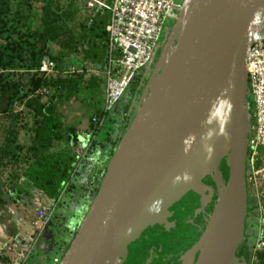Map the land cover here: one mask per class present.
I'll use <instances>...</instances> for the list:
<instances>
[{
  "label": "water",
  "instance_id": "obj_1",
  "mask_svg": "<svg viewBox=\"0 0 264 264\" xmlns=\"http://www.w3.org/2000/svg\"><path fill=\"white\" fill-rule=\"evenodd\" d=\"M178 13L156 75L58 264L123 262L141 233L177 210L190 191L202 193L200 206L214 195L216 202L182 264H193L194 252V264H245L237 253L245 233L251 130L246 54L264 35V0H182ZM207 177L215 187L203 183Z\"/></svg>",
  "mask_w": 264,
  "mask_h": 264
},
{
  "label": "rangeland",
  "instance_id": "obj_2",
  "mask_svg": "<svg viewBox=\"0 0 264 264\" xmlns=\"http://www.w3.org/2000/svg\"><path fill=\"white\" fill-rule=\"evenodd\" d=\"M41 2L51 5L50 7L53 9H56L57 4L62 8L67 7L64 8L66 10L62 22L59 23L65 28L61 30L57 41L48 40L47 46L50 55H59L55 60L56 69L59 70V73L62 75H76L75 77L80 79V86L71 98L68 100H60L59 97H56L53 101L57 104L58 110L63 115L64 122L71 124L78 122L85 126V130L83 131L85 138L82 149L86 150L83 151L81 164L85 160L88 148L94 139L106 137L107 134L110 133V130H112L114 136L122 132L124 122L122 120L124 114V99H121L115 107L108 112L107 117H112V119L104 121L101 125L102 127L98 129L97 135L95 134L93 137V131L89 125L88 119L94 114L96 105H99V108L101 107L102 101L98 99L96 105L95 103H91L93 100H90L89 96L92 95V88L96 85L90 86L87 79L93 76L100 77V75H102V70L96 68L94 64L89 61H84L83 63V56L79 51V46L77 52H73L67 48L63 49L60 43L67 44V36L69 34L76 36L79 33V21L87 19L97 8L87 10L82 0H42ZM38 3H40L38 0H0V9H4L8 6L9 12L6 17L9 19V22L13 23L17 28H20L21 31L30 34L32 29L34 31L41 30L38 26V18L41 14V10L37 9L36 4ZM105 4L108 5L109 0H106ZM104 8L105 7L102 9ZM169 24L170 22L168 18H166L165 26ZM28 25L31 27V30L26 29ZM28 37L30 40L32 39V35H28ZM3 43L4 40L1 34V48ZM9 57L11 58L10 61L8 60L10 59ZM71 57L75 59L70 62ZM80 61L83 65L82 71L80 70ZM3 62L6 65L5 67L0 65V72L6 75L4 79L6 82L8 81L12 89L13 87H20L22 89L32 88V76L36 73V69L29 66L30 59L26 51H21L19 55L5 52ZM71 64L76 65L75 67L78 71L69 72L72 68H70ZM62 68L64 69L63 71L66 72H63L61 70ZM147 68L149 70L150 67L147 66ZM146 73L148 72L146 71ZM90 87H92L91 90ZM38 89L34 91L29 90L28 98L39 95L40 101H46L54 93L52 88H48V93L46 95H40L37 93ZM87 92H90V94ZM6 97V94H0V193L10 195L11 198L5 197L0 199V264H14L13 257L10 259V254H5L4 249H2L5 244L16 242V236L19 235L24 238L26 242L32 244L31 250L35 248L33 254L36 255V253H39L37 250L43 246L42 242H44L43 240H45V238L43 237L41 240H36L34 244L31 236L35 235V232L38 233L40 227H36L37 229L34 227V230L33 228L30 229V231H34L31 235H29L30 232L28 233L24 228V225L32 226V222L38 218L39 208L34 202H30L24 193L19 191L18 183V177L28 164L25 147L30 143L33 136L30 127L32 125L34 110L32 106L26 104L27 98L9 102ZM248 100H251L249 96ZM77 111H82V115L79 113L77 114ZM79 131L81 133V129H79ZM80 138L81 135L78 136V139ZM75 148L79 149V145L76 144ZM245 179L247 190V214L244 227V239L247 237L246 247L251 253V257L247 264H264V151L260 152V155H258L253 164L246 159ZM88 186V182L85 180L78 182L76 189L72 191V203L65 206L66 208L61 206L66 203L65 199L69 195L68 192L64 191L65 193L60 200L59 206L54 210V217L56 215L58 216L59 211H61L62 216L66 213L69 215L78 213V209L81 205L83 207L85 203H90V201L88 202V198H86V196L90 194ZM188 197H191L190 193H187L183 199ZM63 209H65L66 213L63 212ZM171 211L172 210H169L167 214L159 219L149 230L154 233L158 231L159 228L164 227V225H168V219L172 214ZM16 219L17 221H15ZM252 223H260L258 231H254ZM168 229H170V227ZM40 233H42V231H40ZM155 235L161 239H166V234L164 232ZM73 236L74 231L66 227L67 240L71 241ZM152 242L155 243L153 239H147L144 243L142 242L143 244H141V246L144 248L149 245L151 246ZM258 242H260V244H258ZM134 245H136V243H134ZM52 252L53 253L50 254L47 252L48 256H58L55 255L57 251L53 250ZM63 253L62 251H58L60 259ZM39 258L40 257H38L37 260ZM19 262L17 264H19ZM31 263L36 264L34 258H31ZM38 264H42L40 263V259Z\"/></svg>",
  "mask_w": 264,
  "mask_h": 264
},
{
  "label": "trees",
  "instance_id": "obj_3",
  "mask_svg": "<svg viewBox=\"0 0 264 264\" xmlns=\"http://www.w3.org/2000/svg\"><path fill=\"white\" fill-rule=\"evenodd\" d=\"M38 1L40 3L36 4L37 9L41 10L38 26L41 30L34 31L32 29L30 34L21 31L20 28L9 22V19L6 17L9 12L8 6L0 9V35L2 34L4 40L2 48L0 47V65L2 67L6 65L3 62L5 52L19 55L21 51H26L30 59L29 66L36 69V73L32 76L31 89H22L20 87H13L12 89L8 81L6 82L4 79L6 75L0 72V94H6L9 102L27 98L26 104L32 106L34 110L32 125L30 127L33 136L30 143L25 147L28 164L18 177L19 191L26 194L28 198H35L41 204L51 207L58 202V197L65 183H68L65 192L70 194L76 189L77 183L85 179L89 185L88 190L90 194L86 196L89 202L97 191L116 144L134 115L144 84L145 75L142 74L144 69L138 72L121 97V99H124L122 132H120L117 139L109 147L102 167L90 174L89 172H85V166L81 163L80 167L78 166L75 172H73L78 158L75 152L78 134L73 124L65 123L62 120V114L53 100L56 97H59L60 100L71 98L80 86V79H77L76 75L54 74L45 76L38 70L43 57L48 56L53 60L59 57V55H50L47 41H57L61 30L65 28L59 23L62 22L66 10L64 8L67 7L62 8L57 4L56 9H53L50 7L51 5L41 2L42 0ZM94 8L97 9L87 19L79 21V33L76 36L69 34L67 36V44L60 43V45L63 49L67 48L73 52H77L79 46V51L83 56L82 61H89L96 68L103 71L106 64V25L109 20V13L105 8ZM30 28L29 25L26 27V29ZM28 35H32L31 40ZM8 60L10 61L11 58ZM82 67L83 65H81V69ZM94 79H97V77H89L87 81L91 84ZM99 82L102 83L103 79L100 78ZM42 87L53 89L54 93L48 100L40 101L39 95L28 98L30 91ZM99 111L100 108L95 109L94 114H99ZM106 120L109 121L111 119L107 117ZM89 125L92 131L96 132V135L98 129L102 127H96L92 122V116L89 118ZM109 135L110 133L107 134L103 141L99 138L94 139L88 148V152H92L95 148L104 149L107 146L105 142L109 140ZM5 197L11 198L10 195L0 193V199ZM59 203L60 201L57 203V206H59ZM88 204L85 203L78 211L79 216L72 225L74 234ZM241 259L246 263V257ZM24 264H32L31 257H28Z\"/></svg>",
  "mask_w": 264,
  "mask_h": 264
},
{
  "label": "built area",
  "instance_id": "obj_4",
  "mask_svg": "<svg viewBox=\"0 0 264 264\" xmlns=\"http://www.w3.org/2000/svg\"><path fill=\"white\" fill-rule=\"evenodd\" d=\"M86 9L93 7H106L109 11V20L106 25V64L103 69L104 93L99 114L92 115V122L99 127L107 118V114L121 99L132 80L138 72L145 69L152 58L165 20L173 8L181 6L180 0H112L105 5L103 0H82ZM38 70L45 76L54 75L56 62L51 57L41 59ZM78 71L72 67L69 72ZM247 86L250 100L251 130L247 141V159L251 164L264 150V35L254 42L246 54ZM38 94L46 95L47 87L38 89ZM252 102V105H251ZM96 134L93 131V137ZM85 147V146H84ZM86 150V149H85ZM84 149L75 148L77 163L74 171L80 165ZM68 183H65L59 197L61 200ZM56 202L49 207H39L38 218L33 222L40 227L35 237L44 230L48 220L57 207ZM36 228V229H37ZM34 241L35 238H31ZM260 244V242H258ZM31 246L29 242L20 244L17 241L5 244V254H10L14 264H24L27 260ZM256 249V248H255ZM60 257H54L52 264H58Z\"/></svg>",
  "mask_w": 264,
  "mask_h": 264
},
{
  "label": "flooded vegetation",
  "instance_id": "obj_5",
  "mask_svg": "<svg viewBox=\"0 0 264 264\" xmlns=\"http://www.w3.org/2000/svg\"><path fill=\"white\" fill-rule=\"evenodd\" d=\"M182 1V0H180ZM179 7L173 8L168 15V20L170 24L167 26L164 25L162 33L160 35L159 41L156 47L153 50L152 58L143 70L144 76V84L142 86V91L145 85H147L148 81L152 78L153 75H156L155 67L158 63L165 47L167 46L171 33L176 23V16L179 15ZM177 38H173L171 41L169 48L176 45ZM147 68V69H146ZM146 71L148 73H146ZM140 93V96L142 94ZM220 170V179L222 182L226 180V173L223 169V165L219 166ZM204 184L215 187L214 180L210 177H207L203 181ZM216 190V189H215ZM191 194V197L182 198L180 203L177 204V210L173 207L171 210L172 214L168 219L170 229L166 227L159 228L156 232H151L150 230L144 231L143 234L139 236V238L133 242L129 246V251L127 256L118 264H182L184 259V255L190 251L194 245L199 240L202 235L209 216L213 210V207L216 202V195H214L211 199L207 201V204L201 205L202 193L199 192H188ZM58 207V206H57ZM56 207V208H57ZM82 205L79 207L78 211ZM176 207V206H175ZM55 208V210H56ZM196 211V214H194ZM54 213V212H53ZM68 216V217H67ZM67 217V218H66ZM78 218V213H73L69 215L66 213L64 216L61 215V211H59L58 216L54 217V214L51 215L48 220L46 226L42 233L37 235L34 239V244L36 240H41L43 237V246L37 250L36 253L33 254L34 250H31L28 257L34 258L35 263L38 264L40 259V263L42 264H52L53 258L48 256L47 252L53 253L52 251L64 252L69 245V242L66 237V227L72 229V225ZM71 227V228H70ZM252 227L254 231H258L260 228V223H252ZM47 231V232H46ZM166 234V239H161L157 237L155 234L160 233ZM246 235V234H245ZM73 238V237H72ZM147 239H153L155 243L152 242L151 246L143 247L141 244L144 243ZM72 240V239H71ZM247 237L243 240L241 244V248L237 253V258L240 260L241 258L246 257V263L248 262L250 256V252L246 247ZM143 242V243H142ZM136 243V245H134ZM65 248V250H64ZM63 249V250H62ZM61 250V251H60ZM198 256V252H194L192 254L193 264L195 263ZM40 257L38 260L37 258ZM36 258V259H35ZM122 260V256L120 257ZM119 262V260H118Z\"/></svg>",
  "mask_w": 264,
  "mask_h": 264
},
{
  "label": "crops",
  "instance_id": "obj_6",
  "mask_svg": "<svg viewBox=\"0 0 264 264\" xmlns=\"http://www.w3.org/2000/svg\"><path fill=\"white\" fill-rule=\"evenodd\" d=\"M104 1V3H105V1L106 0H103ZM111 1L112 0H109V4L111 3ZM108 4V5H109ZM106 5V4H105ZM85 7V6H84ZM94 8V7H93ZM93 8H90V9H87V10H92ZM98 8H103V7H98ZM105 9H107L106 7H105ZM107 11H108V9H107ZM108 13H109V11H108ZM73 59H75V58H70V62L71 61H73ZM84 63V62H83ZM79 64H80V66L82 65V63H81V61L79 62ZM69 65H70V63H69ZM67 66V65H66ZM76 65H72L71 64V66H70V68L71 67H75ZM76 68V67H75ZM62 71L64 70L63 68L61 69ZM80 70L82 71V69L80 68ZM56 71H57V73H56V75L57 74H59V75H62V74H60L59 73V70L58 69H56ZM63 72H66V71H63ZM68 72V71H67ZM102 73V75H100V77H98V76H95V77H97V79H94V81H92V83L90 84V83H88L90 86H94V85H96L95 87H90V90H91V88H92V95H90L89 97V99L91 100H93L91 103H95V105H96V102H97V100L99 99V100H103V93H104V74H103V72H101ZM100 78H102L103 79V82L102 83H100L99 82V79ZM87 93H89L90 94V92H87ZM97 108H99V105H96V107H95V109H97ZM77 114L79 113V114H81L82 115V111L80 112V111H77L76 112ZM94 113H95V110H94ZM94 115V114H93ZM110 119H112V117H110ZM62 120L64 121V117H63V115H62ZM89 120V119H88ZM79 121V120H78ZM66 123V122H65ZM73 124V123H72ZM76 124H78V125H76ZM75 127H76V132H77V134H78V136L79 135H81V138L80 139H78V142H77V144L79 145V148H81V146H82V144H83V142H84V138H85V135H83V131L85 130V126H83V125H81V123H78V122H76L75 124H73ZM79 129H81V133H80V131H79ZM116 134V133H115ZM117 137H118V135H115L114 136V134H113V132H112V130H110V135H109V140H106V147L104 148V149H100V148H95L94 150H92V152H87V154H86V157H85V160L82 162L83 164H84V168H85V172H91L90 174H92V171L94 172L96 169H98V168H101L102 167V165H103V163H104V160H105V158H106V153L108 152V150H109V147L112 145V143L117 139ZM99 138V137H98ZM105 138V137H104ZM104 138H99L101 141H103L104 140ZM85 150V149H84ZM262 151H264V150H262ZM83 180H85V179H83ZM24 195H26V194H24ZM26 197L28 198V196L26 195ZM29 200H30V202L32 201V202H34V204L35 205H37V207L39 208L42 204L37 200V199H35V198H33V199H30V198H28ZM66 200V203L65 204H63V205H61V206H63V208H66L65 206H67V205H69L70 203H72V193H70L68 196H67V198L65 199ZM64 211V213H66V211H65V209H63ZM54 214V213H53ZM15 221H17V219L15 220ZM35 221V220H34ZM33 221V222H34ZM33 222H32V226H28V225H24V228H25V230L29 233V235H31L34 231V227H35V225L33 224ZM33 228V230L32 231H30V229H32ZM36 228V227H35ZM22 238V237H21ZM22 239H24V238H22ZM25 240V239H24ZM55 255H58V256H52V258H54V257H59V254H58V252H57V254H55Z\"/></svg>",
  "mask_w": 264,
  "mask_h": 264
},
{
  "label": "clouds",
  "instance_id": "obj_7",
  "mask_svg": "<svg viewBox=\"0 0 264 264\" xmlns=\"http://www.w3.org/2000/svg\"><path fill=\"white\" fill-rule=\"evenodd\" d=\"M188 178H189L188 176L185 177V179H188ZM150 210H151V209H150Z\"/></svg>",
  "mask_w": 264,
  "mask_h": 264
}]
</instances>
